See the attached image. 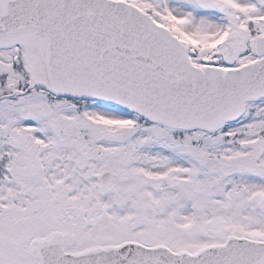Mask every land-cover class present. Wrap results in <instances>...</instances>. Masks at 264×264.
Returning a JSON list of instances; mask_svg holds the SVG:
<instances>
[{"label":"snow or ice","instance_id":"6c2138e0","mask_svg":"<svg viewBox=\"0 0 264 264\" xmlns=\"http://www.w3.org/2000/svg\"><path fill=\"white\" fill-rule=\"evenodd\" d=\"M0 264H264V0H0Z\"/></svg>","mask_w":264,"mask_h":264}]
</instances>
